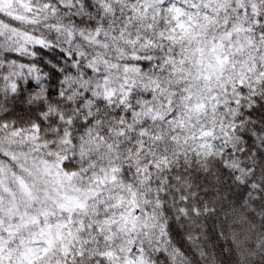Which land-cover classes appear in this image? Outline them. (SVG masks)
I'll return each instance as SVG.
<instances>
[{"label": "snow or ice", "instance_id": "snow-or-ice-1", "mask_svg": "<svg viewBox=\"0 0 264 264\" xmlns=\"http://www.w3.org/2000/svg\"><path fill=\"white\" fill-rule=\"evenodd\" d=\"M0 264H264V0H0Z\"/></svg>", "mask_w": 264, "mask_h": 264}]
</instances>
